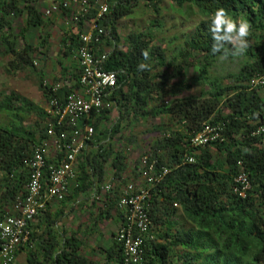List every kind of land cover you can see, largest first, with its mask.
<instances>
[{
	"label": "trees",
	"instance_id": "16d2710c",
	"mask_svg": "<svg viewBox=\"0 0 264 264\" xmlns=\"http://www.w3.org/2000/svg\"><path fill=\"white\" fill-rule=\"evenodd\" d=\"M88 1L91 8L85 20L76 26L69 25V33L65 32L58 61L61 72L52 83L61 84L70 77L63 60L71 58L78 47L85 23L98 24L107 33L98 52L110 53L104 70L118 73L119 87L111 101L112 110L118 111L119 118L110 129L105 125L110 121L111 111L91 118L95 136L90 145L94 150H87L78 158L77 183L61 204L74 202L88 191L99 192L107 179L109 164V176L119 182V191L104 196L102 203L109 216L119 211L121 184L128 164L123 152H116L113 139L124 122L159 119L163 124L152 132L158 138L151 151L144 154L156 162V176L162 178L149 187L152 229L145 241L143 264H264V86L252 85L253 80L264 77V0H171L181 12L186 8L196 10L202 20L190 34L182 33L170 40L183 43L170 59L162 42L154 43L156 39L150 31L133 32L126 38H120L118 33L119 22L142 4L160 15V0H111L109 13L103 19L97 18V0ZM46 2L0 0V47L11 57L9 66L17 72L30 69L35 72L33 54L48 50L50 37L45 31L53 20L44 16ZM219 8L234 21L244 19L249 23L244 56L227 58L233 61L242 58L240 70L224 78L211 75L220 54L214 56L210 52L212 39L208 24L210 14ZM60 15L69 21L72 10L64 9ZM18 21L23 24L21 30ZM150 25L158 27L160 23L155 20ZM30 28H41L44 32L37 47L26 40ZM225 47L231 49L232 45ZM190 59L200 60L197 79L207 89L201 91L199 98L180 97L187 90L184 67ZM140 64L145 66L142 70L138 69ZM170 69L179 80L177 84L166 78L165 71ZM78 75L73 66L68 79L71 88L62 87L57 93L44 86L43 75H39L38 85L46 103L56 98L64 102L77 89ZM168 97L174 98L173 101L165 102ZM0 114L11 118L0 124V209L5 215L3 210L13 213L17 197L26 194L29 173L25 163L47 139L49 126L56 121L46 109L15 93L0 101ZM26 117L38 120L36 128L26 126ZM205 123L220 125L223 139L203 149L192 148L193 136ZM47 163L49 167L55 160L49 158ZM138 169L134 173L143 181ZM164 169L165 176L161 173ZM242 173L249 176L251 184L244 198L235 192L236 178ZM49 177L47 168L45 180ZM57 218L47 222L44 248L30 250L27 263L90 264L82 255L83 244L76 233L56 234L53 227ZM110 252L118 264H123V250L118 242Z\"/></svg>",
	"mask_w": 264,
	"mask_h": 264
},
{
	"label": "built area",
	"instance_id": "2783aa9c",
	"mask_svg": "<svg viewBox=\"0 0 264 264\" xmlns=\"http://www.w3.org/2000/svg\"><path fill=\"white\" fill-rule=\"evenodd\" d=\"M50 2L45 9V18L62 14V10L71 9L72 16L66 25L76 26L87 17L91 8L88 0H45ZM111 0H97L98 17L103 19L109 13ZM85 25H88V23ZM80 34V43L71 56L72 63L78 71V87L67 96L64 102L53 99L46 109L55 119L47 131V139L37 146L31 158L26 161L29 182L26 194L17 197L13 213L9 210L2 215L0 209V264H15L19 249L29 242V227L42 215L51 204H61L70 194L71 187L77 183V160L86 152L94 140L95 129L90 123L92 117L101 116L104 111H111V98L118 89V73L104 70V64L110 53L98 52V46L107 35L98 24L92 22ZM37 66V63L34 62ZM71 82L53 84L44 81V86L57 93L62 87L71 88ZM253 86H264V77L255 79ZM106 126V125H105ZM107 129V126H106ZM105 129V130H106ZM223 128L220 125L205 123L203 128L191 140V147L203 149L220 142L223 139ZM53 152L55 163L48 167L47 159ZM194 163L193 159H188ZM48 168L50 177L45 180V170ZM138 172L144 185L135 183L121 187L118 201V212L121 226L116 234V241L123 250V264H143L145 257V241L152 229L148 211L149 187L162 177L156 176V162L149 156L140 158ZM162 175L167 174L164 169ZM112 184L101 185L99 192H94L93 201L102 203L104 196L113 191V186L119 182L113 177ZM238 186L235 192L245 197L250 188L249 176L246 173L236 178Z\"/></svg>",
	"mask_w": 264,
	"mask_h": 264
},
{
	"label": "rangeland",
	"instance_id": "374dc122",
	"mask_svg": "<svg viewBox=\"0 0 264 264\" xmlns=\"http://www.w3.org/2000/svg\"><path fill=\"white\" fill-rule=\"evenodd\" d=\"M46 3L49 4L50 2ZM159 5L160 15L155 14L153 9L144 4L140 5L130 17L124 18L119 22L118 33L120 38H126L133 32L150 31L155 36L156 40L154 43L156 45L159 43L160 45V42H162V48L168 50L167 55L170 59L183 47L182 41L171 43L170 40L174 37H179L182 33L190 34L193 31L194 26H196L202 18L194 9L188 10L186 8L184 12H181L182 10L176 8L171 0H160ZM50 18L53 20L52 25H50L45 31L50 37L48 50L45 53V51L43 52V49H41L39 50L40 52H35L32 56L35 72L32 69L25 72L15 71L9 66L12 60L11 57L6 56L4 49L0 47V101H2L4 96H9L11 93H15L22 99L33 102L43 109L48 108V104L39 89L38 77L39 75H43L44 81L48 80L52 82L59 76L61 69L58 61L62 56V40L65 37V32L69 33L68 30L71 29L70 26L66 25L67 21L64 16L55 15ZM155 20H158L160 25L158 27H151V22ZM91 23L92 22L89 21L88 25H85V27L90 28ZM16 24L21 25V21H18ZM22 26L23 24L20 26V30L23 29ZM25 37L28 43L37 47L41 38L44 37V32L41 28H30ZM242 60V58L234 61L229 59H219L215 64V67L211 70L212 77L224 78L230 74H237L240 70ZM34 62L37 63V66L34 65ZM63 63L69 70L68 73L70 76L69 78H65L63 82H68V79H71V75L73 74L74 65L71 58H64ZM188 63V66L184 67V80L187 84V90H185L180 97L186 98L192 96L199 98L201 91H207L206 87H204L200 80L197 79L200 75V60L190 59ZM165 72L167 75L166 78L171 80V84H177L179 82V80L174 77L175 73L171 69L166 70ZM173 99L174 98L172 97H168L164 101L167 102L170 100L172 102ZM109 118L110 121L106 124L107 129L112 128L118 121V111L116 109L111 110ZM9 119L11 118H9L8 115L0 114V124H6ZM25 119L27 127L36 128L38 122L36 118L26 117ZM162 124L163 122L161 120L152 119L148 121L131 120L124 122L122 125L120 132L113 139V147L116 149V152H123L127 158L128 171L124 183L121 184V186L134 182L139 185L144 184L141 179L136 177L134 171H137L139 167L138 162L140 158L151 151V145L154 144L158 138V134H153L152 132L160 128ZM133 138L134 142L131 143L130 140ZM91 150H94L93 146L88 149V151ZM53 154L54 153L51 152L49 158H52ZM109 167L108 164V176L103 185L113 183L111 180L112 177L109 176L111 175ZM1 177L2 174L0 173V179ZM118 187L119 185L116 184L113 186V190H115V192L119 191ZM91 195L92 191H88L86 194L80 196V202L78 203L76 211L72 212V215H75V217L70 216L67 224L71 223V225L74 224L75 226H79L82 230L86 229L87 234L94 236L96 234L98 235V233H96L95 230L94 233H92L89 229L96 228V226L99 225V221L95 222L97 219L96 216L101 217V215L105 213V205L91 203ZM100 223H102L103 227L106 226L104 221H101ZM103 231L105 232V229H103ZM16 264L26 263L21 261V263Z\"/></svg>",
	"mask_w": 264,
	"mask_h": 264
},
{
	"label": "crops",
	"instance_id": "0c3cea01",
	"mask_svg": "<svg viewBox=\"0 0 264 264\" xmlns=\"http://www.w3.org/2000/svg\"><path fill=\"white\" fill-rule=\"evenodd\" d=\"M91 196V203H94L93 194ZM79 202L80 199H78L75 203L68 201L65 204H51L47 212L37 218L36 221L31 225L30 237L32 239L30 238V246L29 244H25L19 249L15 264L21 263V261H24L26 264H28L27 257L30 250L36 249L41 251V248H44L42 244L47 240V222H52L57 218V216V224H55L53 227V229L58 232L56 234L61 235L62 233H65L67 236H70L71 234L76 233L77 239L83 244L82 255L90 264H118L113 258V255L110 254V251L113 249L115 242H117L116 234L119 230V227L121 226L119 212H111L110 216L105 213L101 215L102 217L96 216L97 219L95 222L99 221V225L96 226V228L89 230L92 233H94L95 230L98 235L96 234L92 236L91 234H87L86 229L82 230L79 226H75L74 224L71 225V223L67 224L70 216L75 217V215H72V212L76 211ZM101 221H104L106 226L103 227L102 223H100ZM103 229H105V232ZM40 256L41 254L39 253V257Z\"/></svg>",
	"mask_w": 264,
	"mask_h": 264
},
{
	"label": "clouds",
	"instance_id": "9594fccd",
	"mask_svg": "<svg viewBox=\"0 0 264 264\" xmlns=\"http://www.w3.org/2000/svg\"><path fill=\"white\" fill-rule=\"evenodd\" d=\"M209 19L208 31L212 39L211 54L215 56L219 53L220 59H227L229 55L234 58L243 57L248 48L246 38L249 35V23L244 19L234 21L223 8L211 13ZM227 44H231L232 48H226ZM144 67L143 64L138 65L140 70Z\"/></svg>",
	"mask_w": 264,
	"mask_h": 264
}]
</instances>
